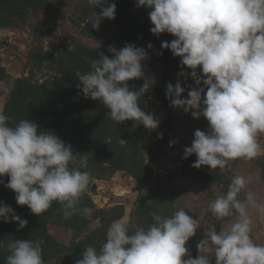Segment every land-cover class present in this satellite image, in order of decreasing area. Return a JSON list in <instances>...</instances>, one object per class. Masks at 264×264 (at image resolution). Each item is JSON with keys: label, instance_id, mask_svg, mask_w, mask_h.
<instances>
[{"label": "rangeland", "instance_id": "obj_1", "mask_svg": "<svg viewBox=\"0 0 264 264\" xmlns=\"http://www.w3.org/2000/svg\"><path fill=\"white\" fill-rule=\"evenodd\" d=\"M35 1L42 2V10H30L24 20L17 18L13 25L0 30V111L18 81L29 80L36 73L39 49L53 53L60 47L89 49L97 54L99 62L110 65L107 72L118 79L132 69L125 51L111 49L106 33H99L102 24L103 28H112L114 20L107 10L131 12V0ZM158 1L148 0L140 12V17L146 18L147 51L133 78L140 84L137 102L154 112L132 119L136 132L132 133L131 144L123 135L115 134L109 117L100 114L103 124L90 125L104 132L103 147L111 151L99 161L92 157L94 168L83 166L84 173L80 175L81 170L76 169L72 174L76 180L74 196L48 221L47 234L54 240L49 245L52 253L40 264H93L96 257L97 264H112L105 261L112 254L100 244L96 245L101 247L94 250L96 254L67 251L73 244L101 234L106 239L128 242L136 235L131 225L138 234L133 252L118 257L128 259V264H156L150 251L156 245L160 264H188V250L184 252L187 246L192 250L201 247L196 253L198 264H242L243 260L264 264V32L247 37L252 23L243 22L242 16L257 10L264 14V4L260 5L263 0H212L216 10L206 1L197 0L200 34L194 39H190L189 26L175 19L173 11L162 12ZM228 8L233 10L221 14L220 10ZM83 9L93 14L81 23L87 12ZM231 13L237 19L231 18ZM59 14L53 36L37 42L35 27L50 15ZM89 22L96 35L86 37L82 32ZM165 47L176 50L180 70L171 75L181 80L175 92L177 99L170 103L176 119L168 124L164 104L157 96L164 72L151 54ZM46 76L38 73L35 80L42 83ZM165 124L173 125L170 140L159 161L151 163L147 155L139 154L144 143L163 139ZM143 159L152 168L153 181L142 190L133 168ZM202 161L207 162L203 167ZM185 163L191 168L190 176L182 170ZM215 169L220 175L213 179L209 173ZM86 198L93 205L85 208V221L78 228L67 227V219L61 216L70 214L72 219L77 203L86 204ZM141 198L155 211L152 226L160 231L154 245L147 239L150 232L145 231L149 222L135 221ZM230 200L237 203L234 211L228 207ZM100 210L111 215L101 218L97 216ZM111 216L116 218L105 230L102 221ZM10 227L0 226V264H36L41 260L32 250L13 263L5 257L3 249L11 240Z\"/></svg>", "mask_w": 264, "mask_h": 264}, {"label": "trees", "instance_id": "obj_2", "mask_svg": "<svg viewBox=\"0 0 264 264\" xmlns=\"http://www.w3.org/2000/svg\"><path fill=\"white\" fill-rule=\"evenodd\" d=\"M147 1L131 0L129 6L133 8L131 12L107 10L114 20L112 28H103V24L100 27L99 33H106V43H109L110 48L117 52L125 51L128 61L133 65L123 78L118 79L108 73L110 65L99 62L97 54L89 49L81 47V50H67L60 47L54 53L39 49L37 62L34 65L36 73L29 80L18 81L16 89L5 103L3 110L0 111V226L4 224L11 226V240L5 244L3 252L6 258L12 259V263L14 259L20 261V256L28 254L31 250L33 254L38 252L36 255L41 259H36V264L49 259L48 255L52 253L49 245L54 240L47 234L48 221L55 216L57 210L60 211L62 206L70 201L73 195L72 188L76 183L72 174L76 169L81 170L80 175L84 173L83 166L87 168L90 165V168H94L91 162L92 157H97L99 161L102 155L103 159L111 151L103 147L106 140L104 132L90 128L93 123L103 124L100 114L109 117L113 122L115 134L123 135L124 140H130L129 144H131L134 142L132 133L136 132L131 122L132 119L137 115L149 116V113L154 112L137 102L140 84L133 81L134 75L140 68V59L147 51V36L144 34L147 26L146 18L140 17ZM196 1H158L162 12L173 11L175 19L189 26L190 39L200 34L196 21L199 13ZM204 1L216 10L212 0ZM263 4L264 0L262 4L260 2L261 6ZM90 8L95 10L92 5ZM134 8L139 11L137 16ZM33 9L42 10V2L0 0V30L13 25V21L17 18L20 21L24 20L26 13ZM232 10L228 8V11L222 9L220 12L229 14ZM81 11L80 9L79 12ZM250 12L242 15L243 22L252 23L247 37L250 38L251 35L258 37L264 32V14L258 10ZM95 13L97 14L98 10H95ZM92 14L87 11L86 18H83L81 23L89 20L87 18ZM60 15H50L43 23L35 27L37 42L53 36L56 20ZM230 17L237 19V16L232 13ZM84 28L82 33L87 35L86 37L96 35V32H92L91 22L85 24ZM151 54L161 64L164 72L163 84L159 87L157 96L163 102L167 112L166 123H172L176 118L170 108V103L177 99L175 98L177 97L176 89L181 84V80L175 79L171 72L178 73L180 70L178 56L175 49L167 47L151 51ZM38 73L48 74L42 83L35 80ZM32 79L35 80L34 83ZM183 89L192 98L189 89L184 88V85ZM176 107L178 108V105ZM167 124L163 126L166 129L163 139L157 143H144L139 156L147 155L151 163L159 161L173 129L172 124L170 126ZM187 164L189 163L184 164L182 170L190 176L191 168ZM206 164L207 162L202 161L201 166ZM216 169L212 171L214 173H209L213 179L220 175L215 173L218 172ZM133 170L134 177L142 190L152 183L153 171L149 165H145L144 159L140 160ZM68 185L70 187H67ZM85 201L84 205L83 201L77 203L76 213L72 218L75 220L70 218L72 216L70 214L66 215L68 218L61 216L62 219H67L64 223L67 227L78 228L83 224L87 216L85 208H92L93 205L88 198ZM236 205V201L230 200L228 207L234 211ZM110 215L106 210H100L97 213V216L101 218ZM154 216L155 211L152 204L149 205L145 198H141L136 210L135 221L142 224L149 222L145 231L150 232L147 239L151 245L156 244L160 231L153 229ZM57 217L60 218L58 215ZM114 217L103 219L105 230ZM131 229L136 235L128 242L106 239L105 235L101 234L96 238L89 237L84 242L73 244L67 252L83 255L96 254L94 250L101 249L96 246L100 244L109 254H112L105 261L110 260L112 264H128V259L124 257L118 259V257L120 253L127 255L133 252L134 240L138 238V234L132 225ZM57 246L59 245L56 244L55 247ZM156 246L150 251L154 254V262L160 264L156 255ZM200 249L201 247H197L192 250L187 246L184 252L188 250L187 254L191 252L196 258V253ZM93 264H97V257ZM242 264L250 263L243 260Z\"/></svg>", "mask_w": 264, "mask_h": 264}, {"label": "water", "instance_id": "obj_3", "mask_svg": "<svg viewBox=\"0 0 264 264\" xmlns=\"http://www.w3.org/2000/svg\"><path fill=\"white\" fill-rule=\"evenodd\" d=\"M187 259H188L189 264H197L196 263V258L194 256V254H192L191 252L188 253V258Z\"/></svg>", "mask_w": 264, "mask_h": 264}]
</instances>
